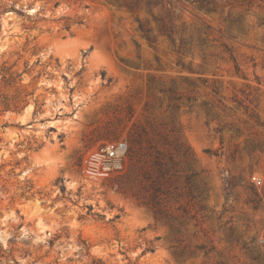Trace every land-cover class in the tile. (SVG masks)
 Wrapping results in <instances>:
<instances>
[{
	"label": "rangeland",
	"instance_id": "374dc122",
	"mask_svg": "<svg viewBox=\"0 0 264 264\" xmlns=\"http://www.w3.org/2000/svg\"><path fill=\"white\" fill-rule=\"evenodd\" d=\"M153 1L190 52L149 43L135 18L157 33L153 17L115 0H0V264H264V0ZM142 132L204 170L205 213L179 231L120 184L128 150L91 166Z\"/></svg>",
	"mask_w": 264,
	"mask_h": 264
},
{
	"label": "trees",
	"instance_id": "16d2710c",
	"mask_svg": "<svg viewBox=\"0 0 264 264\" xmlns=\"http://www.w3.org/2000/svg\"><path fill=\"white\" fill-rule=\"evenodd\" d=\"M179 2L180 0H175ZM188 3L211 12L215 9L216 0H185ZM118 6H124L130 12L144 9L156 22L157 33L149 26L146 19L135 18L137 29L149 43H154L159 36L166 38L175 52H190L191 40L184 38V29L177 30L174 25L165 23L152 13L153 6L159 4L153 0H115ZM179 33L178 42L175 34ZM239 72V68L235 65ZM128 157L136 173L131 180L126 178L125 188L130 190L133 198L149 209L157 220L169 223L179 231L183 225L181 217L193 218L189 215L191 208H197L198 213L204 214L206 207L203 201L207 199L208 184L204 180V170L198 165L195 154L180 138H170L169 135L156 133L151 136L147 132L138 133V139L130 141ZM132 183V185H129ZM138 185L133 189L134 185ZM253 206L257 201H249ZM177 213H181L178 216ZM203 217H206L204 215ZM196 250L205 249L196 246ZM207 253V252H206ZM251 264H261L257 257L251 255ZM97 264H103L98 261Z\"/></svg>",
	"mask_w": 264,
	"mask_h": 264
},
{
	"label": "built area",
	"instance_id": "2783aa9c",
	"mask_svg": "<svg viewBox=\"0 0 264 264\" xmlns=\"http://www.w3.org/2000/svg\"><path fill=\"white\" fill-rule=\"evenodd\" d=\"M125 152L126 147L123 145L106 144L92 154L90 158L91 166L104 172L117 171L121 168Z\"/></svg>",
	"mask_w": 264,
	"mask_h": 264
}]
</instances>
